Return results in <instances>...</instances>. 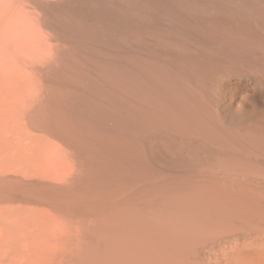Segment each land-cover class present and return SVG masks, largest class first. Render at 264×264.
<instances>
[{
    "label": "bare ground",
    "instance_id": "1",
    "mask_svg": "<svg viewBox=\"0 0 264 264\" xmlns=\"http://www.w3.org/2000/svg\"><path fill=\"white\" fill-rule=\"evenodd\" d=\"M0 264H264V0H0Z\"/></svg>",
    "mask_w": 264,
    "mask_h": 264
}]
</instances>
